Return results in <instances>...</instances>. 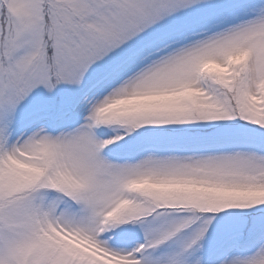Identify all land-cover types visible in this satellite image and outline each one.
<instances>
[{"label":"snow or ice","instance_id":"snow-or-ice-1","mask_svg":"<svg viewBox=\"0 0 264 264\" xmlns=\"http://www.w3.org/2000/svg\"><path fill=\"white\" fill-rule=\"evenodd\" d=\"M0 264H264V0H0Z\"/></svg>","mask_w":264,"mask_h":264}]
</instances>
